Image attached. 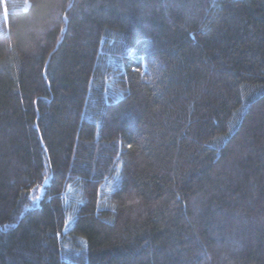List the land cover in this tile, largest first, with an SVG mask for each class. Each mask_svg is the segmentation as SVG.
Listing matches in <instances>:
<instances>
[{
    "label": "trees",
    "instance_id": "1",
    "mask_svg": "<svg viewBox=\"0 0 264 264\" xmlns=\"http://www.w3.org/2000/svg\"><path fill=\"white\" fill-rule=\"evenodd\" d=\"M0 264H264V0H0Z\"/></svg>",
    "mask_w": 264,
    "mask_h": 264
}]
</instances>
